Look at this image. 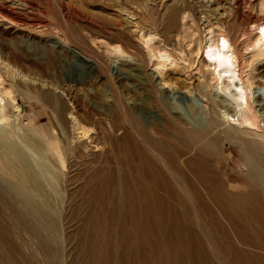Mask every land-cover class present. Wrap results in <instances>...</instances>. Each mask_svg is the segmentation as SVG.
Segmentation results:
<instances>
[{"label":"bare ground","instance_id":"obj_1","mask_svg":"<svg viewBox=\"0 0 264 264\" xmlns=\"http://www.w3.org/2000/svg\"><path fill=\"white\" fill-rule=\"evenodd\" d=\"M240 4V0H233L235 7L231 5V9L236 10ZM258 6L259 13L264 14V0H260ZM216 8L215 18L217 22L222 21L219 33L207 36L196 53L203 48L205 71L224 93L221 102L228 101L245 110L247 90L251 93L255 77L264 83V71L252 75L253 79L242 80L241 72L237 71L236 54L223 26L230 6L218 4ZM33 12L30 0H0V14L17 24L30 26L42 22ZM253 20L257 24L255 28L248 27L242 48H251L252 57L263 61L264 20H255L247 14L241 16L240 25L243 27ZM71 21L72 18L69 21L72 26ZM240 31L243 33L242 29ZM153 37L141 33L139 38L150 61L158 57L154 67L160 75L159 80H165L163 75L167 69L164 67L169 58L166 52L155 50ZM75 38L80 44L78 30ZM15 45L18 51L27 50L19 41H14ZM46 51L53 50L47 47ZM106 51L113 63L128 58L120 45L106 47ZM54 63L55 58L48 56L40 66L42 73L52 77L50 69ZM138 72L135 76L145 77L141 70ZM7 75H11L9 66L0 65V207L21 225L20 229L30 234L32 240L36 238L43 254L49 256L50 248L41 228L30 227L26 213L44 214V191L53 185L57 168H62L59 171L64 179L69 152L63 150L68 133L62 129L68 125L66 113L69 111L75 116L76 112L60 101L55 92L31 93L52 110L59 128L63 127L56 134L55 129L52 130L56 144L55 152H51L50 147L28 131L22 129L17 133L5 116L6 97L18 107L11 88L3 87ZM155 83L157 93L153 95L144 93L146 95L141 98L116 101L107 126L100 127L109 147L94 156L97 157L95 165H87L85 180L75 190L73 211L84 214V264H264V135L234 126L219 128L214 117H208L205 126L197 127L202 125L201 121L189 126L190 121L183 113L174 114L171 111L174 107L169 110L172 104L182 109L179 99L162 90L161 81L156 78ZM138 89L135 87L133 91L138 93ZM206 92L204 96L213 103L217 96L220 97ZM147 104L155 105L162 112V123L157 124L153 116L158 110L148 108ZM188 107L193 109L189 104ZM138 108L149 111H145L148 122ZM74 121L73 127L79 128L81 135L92 130L76 116ZM225 138L239 149L243 157L241 167L230 155H221L219 143ZM78 147L71 148V153L81 158L86 156L80 151L86 145L82 149ZM219 158L232 165L240 178L236 181L229 177L226 181L222 179L215 164ZM21 263L32 264L27 260Z\"/></svg>","mask_w":264,"mask_h":264},{"label":"rangeland","instance_id":"obj_2","mask_svg":"<svg viewBox=\"0 0 264 264\" xmlns=\"http://www.w3.org/2000/svg\"><path fill=\"white\" fill-rule=\"evenodd\" d=\"M240 1V7L235 10L231 9L236 5H233V0H30L32 12L35 11L33 13L40 18L38 21H42L30 26L17 24L0 14V65L9 66L12 75L5 77L3 87L11 88L18 106H13L9 102L10 98L6 97L3 110L15 131H28L38 140L41 139L47 148L50 147L51 152H55L56 137L52 130L55 129L56 134L63 127L59 128L52 110L32 95L40 91L55 92L60 101L76 112L78 121L92 128L89 134L81 135V130L73 127L75 116L69 111L66 113L68 125L62 129L68 133L66 141L69 146L65 142L63 147L69 152L63 171L66 174L62 180V172L59 171L62 168H57L54 186H48L44 191V214L26 213L30 227L41 228L50 255H44L37 239L32 240L30 234L20 229L21 225L16 224L0 207V264H24L21 263L23 260L32 264H75L78 261L84 264V214L73 211L75 190L85 180V171L91 164L95 165L97 157L94 156L109 147L100 127L107 126L106 121L112 116L116 101L123 98L127 102L128 99L145 96L144 93H157L155 78L161 81L159 86L162 90L179 99L182 109L172 104L169 110L174 107L171 110L174 114L183 113L190 121L189 126H196L200 121L202 125L197 127L205 126L208 117H214L219 128L234 126L264 135V83L254 78L264 71V60L253 58L251 48H242V42L249 33L248 27L255 28L257 23L253 20L243 27L240 25L241 16L251 14L253 19L262 21L264 14L258 11L260 0ZM218 4L230 6L223 26L237 57V71L241 72L242 80L254 75L251 78L255 79L251 93L247 90L245 110L228 101L221 102L224 93L205 71L201 52L203 48L196 53L198 45H203L207 36L219 33L222 21L217 22L215 18ZM71 18L72 26L69 24ZM240 29L243 33H240ZM77 30L81 34L80 44L75 38ZM72 31L76 33L74 37ZM141 33L154 36L152 45H155V50L166 52L169 60L164 67L167 70L163 79L168 80L167 83L159 80L160 75L155 70L154 62L158 57L155 56L157 60L154 58L152 62L146 56L139 38ZM14 41L24 44L27 50L18 51L19 47L14 46ZM115 45H120L128 57L119 60L118 64L110 62V55L106 51V47ZM47 47L53 51H46ZM50 55L55 58L50 69L53 78L49 74L44 75L40 67ZM138 70H141L142 75L145 74L144 78L135 76ZM135 87L140 92L135 93ZM204 92L220 97L217 96L213 103L204 96ZM146 106L158 110L153 116L157 124L162 123V112L155 105ZM145 111L148 110L138 108V112L147 120L148 113ZM222 140L219 143L221 155H230L232 161L241 167L243 157L239 149L232 141L226 138ZM74 144L77 147L80 145V149L86 145L83 151L78 149L86 156L81 155L82 158H79L75 152L72 154ZM215 164L225 181L227 177L232 181L240 178L239 173L224 159L219 158Z\"/></svg>","mask_w":264,"mask_h":264}]
</instances>
